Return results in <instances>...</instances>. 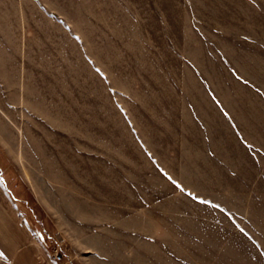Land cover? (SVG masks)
<instances>
[{
  "label": "rangeland",
  "instance_id": "374dc122",
  "mask_svg": "<svg viewBox=\"0 0 264 264\" xmlns=\"http://www.w3.org/2000/svg\"><path fill=\"white\" fill-rule=\"evenodd\" d=\"M0 264H264V0H0Z\"/></svg>",
  "mask_w": 264,
  "mask_h": 264
},
{
  "label": "built area",
  "instance_id": "2783aa9c",
  "mask_svg": "<svg viewBox=\"0 0 264 264\" xmlns=\"http://www.w3.org/2000/svg\"><path fill=\"white\" fill-rule=\"evenodd\" d=\"M59 259V258H58Z\"/></svg>",
  "mask_w": 264,
  "mask_h": 264
}]
</instances>
